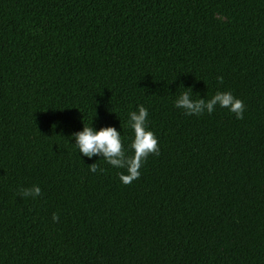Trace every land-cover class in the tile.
<instances>
[{
    "label": "trees",
    "instance_id": "16d2710c",
    "mask_svg": "<svg viewBox=\"0 0 264 264\" xmlns=\"http://www.w3.org/2000/svg\"><path fill=\"white\" fill-rule=\"evenodd\" d=\"M140 104L159 154L123 184L72 136L127 148ZM0 264H264V0H0Z\"/></svg>",
    "mask_w": 264,
    "mask_h": 264
},
{
    "label": "clouds",
    "instance_id": "9594fccd",
    "mask_svg": "<svg viewBox=\"0 0 264 264\" xmlns=\"http://www.w3.org/2000/svg\"><path fill=\"white\" fill-rule=\"evenodd\" d=\"M223 82V77H218ZM227 108L234 113L237 119L244 118V101L235 97L231 91H217L210 99H193L191 90L181 93L174 102L176 108H182L186 115H202L205 112L212 114L215 107ZM148 109L140 104L135 111L128 113V127L134 133L130 145L126 148L127 137L122 136L121 132L114 126L95 129L92 124L85 125L82 131L74 133L72 139L76 141L75 147L80 154L89 158L99 155L104 161L115 167L125 168L127 174L120 173L119 179L123 184H130L141 175L140 169L146 162L150 154H159L158 137L149 127ZM131 150L132 155H128ZM89 171L96 173L98 166L96 163L90 165ZM103 171V169H99ZM41 188L34 185L31 189H22L21 195L33 198L40 196ZM53 221H57L59 216L53 214Z\"/></svg>",
    "mask_w": 264,
    "mask_h": 264
}]
</instances>
